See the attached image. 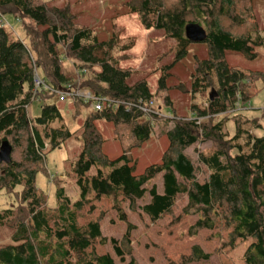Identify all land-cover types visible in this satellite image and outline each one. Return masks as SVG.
Segmentation results:
<instances>
[{
  "label": "trees",
  "instance_id": "obj_1",
  "mask_svg": "<svg viewBox=\"0 0 264 264\" xmlns=\"http://www.w3.org/2000/svg\"><path fill=\"white\" fill-rule=\"evenodd\" d=\"M50 2L0 0V20L11 15L21 22L23 31L20 35L8 24H0V144L8 140L12 145L11 162L0 163V226L14 230L12 243L0 246V264H115L109 253L97 250L108 241L102 235L101 220L109 210H115L120 220L129 222L125 203L137 210L138 200L147 195L149 200L140 206L152 223L173 214L179 199L186 198L181 213L172 217L168 233L178 230L179 236L187 227L184 237H189L191 245L188 251L170 258L169 264L209 261L211 254L194 241L201 232L221 254L247 242L243 264H264V123L259 116L250 118L241 111L248 107L253 92L264 88V72L243 70L227 60L228 54L255 60L257 49L264 47L253 0L124 3L127 11L123 15H135L147 31H162L176 42L173 61L160 68L158 91L168 89L173 68L188 57L191 45L204 44L207 56L196 59L191 91L197 95L213 87L217 93L204 107L192 104L190 117L178 115L169 97H164L173 117L163 119L174 123L164 131L169 144L162 161L141 174L135 173L130 150L151 137L156 115H146L140 104L152 101L156 93L147 76L136 79L133 69L121 67L135 46L134 38H123L119 32L101 38L91 27L75 25L68 2L62 6ZM190 22L205 27L204 42L186 38L185 27ZM67 58L75 64L78 78L64 71ZM34 64L53 88L79 83L119 104L108 105L103 111L92 109L75 133L65 124L59 106L49 102L55 94L43 91L40 115L30 119L26 105L31 102ZM70 102L78 113L90 108L83 101ZM125 103L130 104L129 109ZM100 119L114 126L123 150L118 158L111 159L103 152L104 138L96 125ZM230 121L233 132L228 128ZM72 138L80 141L82 148L66 159L62 173L74 180L80 195L73 203L58 177V204L51 207L37 187L36 177L45 171L47 154ZM199 141H210L212 147L198 151L195 159L186 149ZM93 166L97 171L90 175ZM158 176L163 192L153 182ZM3 192L14 194L16 205L1 208ZM193 215L197 217L194 222L183 226ZM132 228L128 223L121 241L112 238L121 261L130 253ZM229 258L226 256L225 264H233Z\"/></svg>",
  "mask_w": 264,
  "mask_h": 264
},
{
  "label": "rangeland",
  "instance_id": "obj_2",
  "mask_svg": "<svg viewBox=\"0 0 264 264\" xmlns=\"http://www.w3.org/2000/svg\"><path fill=\"white\" fill-rule=\"evenodd\" d=\"M126 1L51 0L50 3L62 6L68 2L75 16V25L91 27L101 38H108L113 32L121 33L120 36L123 38L133 37L135 46L128 52L129 58L121 62V67L133 69L136 79L147 76L152 91L156 93V96L152 100L154 101L153 109L156 113L172 111L171 107L163 103L164 97L168 96L178 115L190 117L192 115V104L197 103L201 107H204L212 91L216 92L213 87L197 95H194L191 91V75L195 69L196 59H202L207 56V47L204 44L191 45L188 57L177 62L173 68V76L167 82L168 89L158 91L156 86L160 76V68L173 61L176 42L173 39L166 38L162 31H147L141 24L140 19L135 15H123L127 11V8L124 7ZM252 4L257 27L264 36V0H253ZM5 18L9 27L22 35L21 22L11 15H6ZM257 53L258 57L255 60H248L241 54H228L227 60L229 64L243 70L264 72V47L258 48ZM64 71L73 77L75 76V78L78 73L75 64L68 58L64 64ZM253 94L248 107L241 109V111L250 118L259 116V119L264 123V88L257 93L253 92ZM49 102L56 103L59 106L64 115L65 124L75 133L80 130L83 120L92 110L90 106V108L81 109V112L78 113L76 107L70 101H60L57 95L53 96ZM42 103L39 100L31 102L28 108V117L30 119H35L40 115ZM262 116L263 119H261ZM163 118L160 114H157L152 119L154 129L151 137L144 141L141 146L130 150V154L136 163V174H141L149 165L158 164L162 161V156L169 144L168 137L164 134V131L174 127L172 121L166 123ZM232 122L230 121L228 128L233 132L234 125ZM96 125L104 138L103 152L111 159L118 158L123 153V150L121 144L115 138L113 124L105 119H100L96 121ZM211 147L212 143L210 141H199L187 148L186 152L196 159L198 151H205ZM81 148V142L72 138L71 141L65 143L61 148L52 150L47 154L45 171L37 175L36 185L47 197V204L49 206L55 207L58 204L55 183V179L58 177H62L63 186L72 202L74 203L79 198L80 191L74 180L62 172L67 166L66 159L74 157L79 153ZM96 171L97 167L93 166L89 174L93 175ZM153 182L156 183L158 190L163 192L161 176H158ZM148 200V195L138 200L139 206L137 210L133 211L130 209L128 203H125L123 208L128 214L129 222L120 220L115 210H109L105 214L101 220V230L102 235L108 241L105 244L97 246L99 253H109L114 258L115 264H128L132 259L135 260V264H169L170 258L172 259V257L188 251L191 245L190 239L189 237H184L186 233L185 228L187 227H183V232L179 236H177L178 230L172 234L168 233V226L171 223L172 217L175 214L181 213L186 198L179 199L173 214L156 223H152L149 217L141 210L140 205ZM14 205H16L14 194L3 192L1 194V208H8ZM224 210L225 212L229 210V204L226 202L224 203ZM196 218L194 215L188 217L187 224L183 226H189ZM128 223L133 225L130 233V253L126 254L125 261H121L115 252L112 238L121 241L128 230ZM13 232V228L9 226H0V246L12 243ZM194 241L201 243L204 251L211 254L209 261L198 264H225L226 260L224 261V259L228 255L233 264H243L242 255L247 245L245 241L239 243L234 249L222 251V254L217 252L215 244L207 241L206 236H203L202 232L194 238Z\"/></svg>",
  "mask_w": 264,
  "mask_h": 264
},
{
  "label": "built area",
  "instance_id": "obj_3",
  "mask_svg": "<svg viewBox=\"0 0 264 264\" xmlns=\"http://www.w3.org/2000/svg\"><path fill=\"white\" fill-rule=\"evenodd\" d=\"M1 25L8 24L7 21L4 19V17L1 18L0 20ZM31 59L33 61V57L30 54ZM32 83H33V90H32V96H31V102L34 100H40V94L43 91H49L51 93H54L59 97L60 101H83L85 103H89L91 108L97 111H103L108 105L110 106L111 104H115L117 106L119 102L104 97L100 95H96L92 91L86 88H82L79 83L77 85H73L70 87H67L65 89H59V88H53L49 86L43 77L40 74V71L38 67L34 64V72H33V77H32ZM30 102V104H31ZM30 104L26 105V109L28 110ZM125 106L129 109L130 104L125 103ZM154 107V101H143L140 104L141 110L146 114H160V116L168 119H172L173 115L170 112L164 113H156L153 109Z\"/></svg>",
  "mask_w": 264,
  "mask_h": 264
},
{
  "label": "water",
  "instance_id": "obj_4",
  "mask_svg": "<svg viewBox=\"0 0 264 264\" xmlns=\"http://www.w3.org/2000/svg\"><path fill=\"white\" fill-rule=\"evenodd\" d=\"M185 35L188 40L194 43L204 42L207 38V31L203 25L197 22H190L185 27ZM217 93L212 91L210 99L214 100ZM12 145L8 140H2L0 144V163L11 162Z\"/></svg>",
  "mask_w": 264,
  "mask_h": 264
}]
</instances>
